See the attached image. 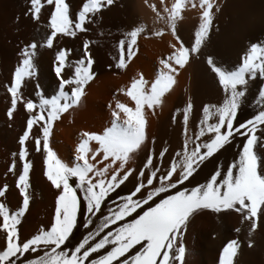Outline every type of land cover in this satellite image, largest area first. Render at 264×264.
Wrapping results in <instances>:
<instances>
[{
  "label": "snow or ice",
  "instance_id": "6c2138e0",
  "mask_svg": "<svg viewBox=\"0 0 264 264\" xmlns=\"http://www.w3.org/2000/svg\"><path fill=\"white\" fill-rule=\"evenodd\" d=\"M43 3L52 7L45 25L48 31L39 47L52 49L54 38L72 37L86 31L84 25L89 15L98 13L112 0H85L74 20L70 18L66 0H43ZM187 4L197 7L193 0H174L170 7L165 6V0H160L162 15L155 5H148L158 20L166 24L175 43H170L171 51L158 60L160 67L155 79L150 82L142 77L133 79L126 90H119L134 107L117 100L114 109L109 105L110 127L100 135L80 133L71 166L59 160L50 149L49 135L53 122L78 105L85 85L94 77L89 41H83V56L75 61L72 74L67 79L62 78L61 73L67 63L68 51L64 48L55 51L52 71L58 81V90L51 99H46L37 88L38 104L31 99L25 100L20 91L23 83L36 75L33 57L38 45L31 43L21 50V59L11 74L10 84L4 87L11 97V107L7 109L9 119L18 102L29 113L26 127L18 139L22 170L15 183L22 203L15 211L0 205V232L3 233L0 264H182L185 246L183 243L177 246L176 242L184 235L190 218L199 210L239 213L242 220H250V232L256 229L258 211L264 213V175L258 174L255 153L256 146L264 148V142H261L264 136V86L258 89L256 97L259 110L251 118L234 124L247 96L248 81L254 79L257 72L264 79V47L256 44L250 45L234 69L218 66L211 55L206 57L204 62L208 70L224 92L223 102L203 107V117L194 132V139L187 135L188 113L192 107L189 103L184 108L185 141L181 150L175 153L167 166L156 162L163 159L167 149L161 150L158 156L151 150L147 151L135 172L138 182L134 188L125 195H118L116 200L107 199L134 174V168L127 165L145 144V110L154 111L161 105L162 97L175 83V74L185 67L190 57L199 55L209 34L214 0H198L200 23L194 42L189 48L179 39L175 31L176 22L182 18L181 12ZM42 7V0H30L29 14L33 21L39 19ZM143 32L144 26L140 25L127 33L126 56L125 41H120L121 55L115 65L118 69L123 70L126 61H131L136 55L137 38ZM151 35L159 37L163 31H154ZM66 85L71 87L70 93L65 90ZM36 123L42 125L34 143L39 152L42 137L43 176L58 194L50 226L20 242L17 225L29 205L30 162L25 159V142L30 139V130ZM236 135L243 136L244 141L232 164L223 169L215 168L203 184L182 187L210 158L231 144ZM90 143L96 147L91 148ZM97 164L102 166L97 167ZM7 170L12 172L13 167L9 166ZM72 178L74 185L70 183ZM6 190V185L0 187V195H4ZM106 202L114 206L104 209ZM81 209L84 219L79 221L78 211ZM133 213L134 218L125 221ZM94 217H98L100 222L90 228L95 223ZM121 221L124 222L118 223ZM78 226L87 230V234L70 245L73 231ZM237 247L235 240H229L220 252L219 264H233L232 257ZM26 253L36 255L28 258Z\"/></svg>",
  "mask_w": 264,
  "mask_h": 264
},
{
  "label": "bare ground",
  "instance_id": "6f19581e",
  "mask_svg": "<svg viewBox=\"0 0 264 264\" xmlns=\"http://www.w3.org/2000/svg\"><path fill=\"white\" fill-rule=\"evenodd\" d=\"M84 2L85 0H66L71 19L74 20ZM173 2L174 0H165V6L170 7ZM193 2L197 3V7L193 8L191 4H187L175 28L179 39L189 48L194 42L195 31L200 23L198 0ZM42 4L39 19L33 21L29 14L30 0H0V187L7 186L5 194L0 195V205L10 211L17 210L22 203L15 183L22 170L18 139L26 127L29 113L24 110L23 104L18 102L9 119L7 109L11 107V97L4 85L10 84L11 74L21 59V50L31 43L38 45L33 57L36 75L26 80L20 89L25 100L31 99L34 104H38L35 96L37 88L46 99H51L58 90V81L52 71L55 51L59 48L68 51L67 63L61 73L62 78L67 79L72 74L75 61L83 56V41H89L88 51L94 61L91 68L94 77L85 85L78 105L61 114V118L53 122L49 135L50 149L59 160L71 166L75 158V147L81 138L80 133L100 135L105 128L110 127L109 105L114 109L117 100L134 107L128 97L119 90H126L133 79L142 77L148 82L155 79L160 67L158 60L171 51L168 45L175 43L166 24L158 20L156 14L148 7L149 4L155 5L157 11L163 15L160 0H147V3L146 0H112L110 5L101 8L98 13L89 15L84 25L86 31L76 33L72 37L58 36L54 38L52 49L41 48L39 45L48 31L45 25L52 7L43 3V0ZM140 25L144 26V32L137 38L136 55L131 61H126L125 68L120 70L115 66L121 55L120 41H125L126 56L127 33ZM154 31H163V35L152 36ZM252 44L264 47V0H214L212 24L199 55L190 57L185 67L175 74V83L162 97L161 105L154 111L145 110V144L127 165L134 168V174L116 192L110 194L108 201L116 200L118 195H125L134 188L138 182L135 172L139 170L147 151L151 150L158 156L161 150L167 149L163 159L156 161L167 166L175 153L181 150L185 141L184 108L189 103L192 107L188 113L187 135L194 139V132L203 117V107L216 106L223 102L224 92L214 74L208 70L204 62L206 57L211 55L218 66L234 69ZM261 86H264V79H261L260 73L257 72L256 77L247 83V96L241 104L234 124L238 125L251 118L259 110L260 105L256 97ZM65 90L70 93L71 87L66 85ZM41 127L39 123L34 124L30 130V139L25 142V159L30 162L27 189L29 205L17 225L20 242L50 226L54 215L55 196L58 194L43 176L42 137L41 150L36 151L34 140L39 136ZM243 141V136H234L231 144L210 158L182 187L190 188L198 183L203 184L215 168L223 169L232 164L238 156V150L242 148ZM261 142H264V136L261 137ZM90 147L94 149L96 145L90 143ZM255 153L258 174L264 175V148L256 146ZM9 166L13 167L12 172H8ZM96 166L101 167L102 164ZM70 183L74 185V178ZM80 202L82 204V198ZM109 206L114 205L106 202L103 207L106 209ZM134 216L135 213L132 217H126L125 221ZM83 219L81 209L78 211V220ZM93 220L95 223L90 225V228L100 222L98 217ZM250 228V220H242L239 213L199 210L190 218L184 235L176 242L177 246L180 243L185 246L182 264H219L220 252L229 240H235L238 245L232 257L233 264H264V213L258 211L257 227L251 232ZM236 229L240 231L237 232ZM85 234L87 230L78 226L74 229L69 244ZM2 237L3 233L0 232V243H3ZM40 254L42 255V252ZM35 255L26 253L28 258H34Z\"/></svg>",
  "mask_w": 264,
  "mask_h": 264
}]
</instances>
